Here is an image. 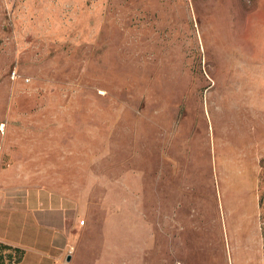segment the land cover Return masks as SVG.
Instances as JSON below:
<instances>
[{
	"label": "rangeland",
	"instance_id": "obj_1",
	"mask_svg": "<svg viewBox=\"0 0 264 264\" xmlns=\"http://www.w3.org/2000/svg\"><path fill=\"white\" fill-rule=\"evenodd\" d=\"M261 193L264 0H0L3 219L64 212L66 264H264Z\"/></svg>",
	"mask_w": 264,
	"mask_h": 264
},
{
	"label": "crops",
	"instance_id": "obj_2",
	"mask_svg": "<svg viewBox=\"0 0 264 264\" xmlns=\"http://www.w3.org/2000/svg\"><path fill=\"white\" fill-rule=\"evenodd\" d=\"M23 214L16 225L0 216V242L23 251L15 264H66L71 257L66 255L67 243L76 234L75 221L70 217L67 224L64 212L52 207Z\"/></svg>",
	"mask_w": 264,
	"mask_h": 264
},
{
	"label": "trees",
	"instance_id": "obj_3",
	"mask_svg": "<svg viewBox=\"0 0 264 264\" xmlns=\"http://www.w3.org/2000/svg\"><path fill=\"white\" fill-rule=\"evenodd\" d=\"M264 201L263 193L259 195L258 206H262ZM262 236L264 237V230L262 229ZM23 255L22 249L18 247H11L0 242V264H15Z\"/></svg>",
	"mask_w": 264,
	"mask_h": 264
},
{
	"label": "built area",
	"instance_id": "obj_4",
	"mask_svg": "<svg viewBox=\"0 0 264 264\" xmlns=\"http://www.w3.org/2000/svg\"><path fill=\"white\" fill-rule=\"evenodd\" d=\"M78 223H79V224H82V223H83V221H82V220H80V221H78Z\"/></svg>",
	"mask_w": 264,
	"mask_h": 264
},
{
	"label": "water",
	"instance_id": "obj_5",
	"mask_svg": "<svg viewBox=\"0 0 264 264\" xmlns=\"http://www.w3.org/2000/svg\"><path fill=\"white\" fill-rule=\"evenodd\" d=\"M67 260H68V258H67Z\"/></svg>",
	"mask_w": 264,
	"mask_h": 264
}]
</instances>
